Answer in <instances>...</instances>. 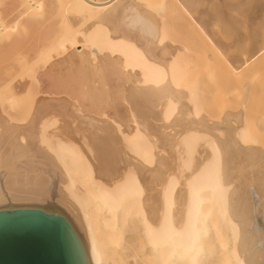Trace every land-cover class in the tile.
<instances>
[{"label":"bare ground","instance_id":"bare-ground-1","mask_svg":"<svg viewBox=\"0 0 264 264\" xmlns=\"http://www.w3.org/2000/svg\"><path fill=\"white\" fill-rule=\"evenodd\" d=\"M75 3L89 14L68 27L100 107L66 125L85 135L93 161L62 138L63 125L49 130L47 119L68 117L66 102L40 98L26 125L1 123L0 193L60 199L91 264H264V129L234 110L212 124L218 110L198 88L194 48L171 25L186 6L113 0L132 18L112 27L106 1Z\"/></svg>","mask_w":264,"mask_h":264},{"label":"rangeland","instance_id":"rangeland-1","mask_svg":"<svg viewBox=\"0 0 264 264\" xmlns=\"http://www.w3.org/2000/svg\"><path fill=\"white\" fill-rule=\"evenodd\" d=\"M76 1L10 0L8 4L12 2L14 5L11 3L2 8L0 126L3 120L14 126H24L40 98L61 99L66 102L68 117L47 119L54 124L49 130H57L63 125L62 138L73 141L74 147L81 149L83 155L93 161L95 153L87 149L91 143L86 142L83 133L76 134L72 125H66L78 122L75 117H94L93 111L100 107L98 96L89 89L90 67L73 43L68 27L71 19L89 14L88 11H77ZM105 1L102 0L107 9L103 19L110 26L116 22L117 26L123 27L124 21L132 18L130 12L123 10L124 6L115 8L108 5L113 0ZM171 1L177 2V9L186 6L190 14L179 9L178 12L183 14L173 13L171 25L194 48L196 54L193 59L198 66L200 81L198 88L203 97L212 102L213 106L209 105V108L213 112L209 111L214 113L216 106L218 110L214 117L210 114L212 124L220 122L226 113L234 110V113L244 112L240 123L264 129V0ZM120 12H125L128 19L124 20L126 16ZM188 16L193 17L192 20L206 32V40L196 25L191 26L194 23ZM207 40L213 43L216 51L209 45L211 42L206 43ZM257 234L249 235L252 238ZM250 238L248 242L253 250L259 242L257 238L253 241ZM129 239L133 244L127 253L130 256L135 253L138 240L134 236Z\"/></svg>","mask_w":264,"mask_h":264},{"label":"water","instance_id":"water-1","mask_svg":"<svg viewBox=\"0 0 264 264\" xmlns=\"http://www.w3.org/2000/svg\"><path fill=\"white\" fill-rule=\"evenodd\" d=\"M0 264H91L77 217L55 197L0 193Z\"/></svg>","mask_w":264,"mask_h":264}]
</instances>
